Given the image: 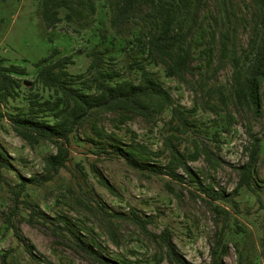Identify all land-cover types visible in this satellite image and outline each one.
I'll list each match as a JSON object with an SVG mask.
<instances>
[{"label":"rangeland","instance_id":"obj_1","mask_svg":"<svg viewBox=\"0 0 264 264\" xmlns=\"http://www.w3.org/2000/svg\"><path fill=\"white\" fill-rule=\"evenodd\" d=\"M114 4L115 0H95L94 12L81 18H67L65 14L68 9L62 7L61 20L55 26L47 27L41 18L40 0H0V63L13 62L27 68L26 74H15L22 79V83L16 88L15 96L9 97L2 108L11 112L17 106L26 107L34 91L42 93L44 97H54L52 89L31 82L37 70L35 61L48 55L53 48L57 50L53 58L71 55L69 72L82 75L74 83L85 91H92L87 88L90 81L86 80L92 76L89 53L93 49H100L103 51V68L119 72L111 81L125 78L137 80L139 66L144 65L161 79L174 102L183 105L189 116L196 120V125L190 126L188 133L180 137L179 148L191 152L193 140H202L219 155L220 162L214 165L209 164L202 154L188 160L204 182L214 180L227 191L231 190L238 176L234 165L247 159L245 147L251 139L250 135L260 137L256 177L264 200V82L259 112L236 102L231 57L236 54L241 65H246L250 35L260 31L261 1H224L230 25L235 29L229 52L223 56L219 31L226 23L222 15L224 7L220 0H205L190 33L192 58L189 69L182 76L167 75L162 58L148 52L146 38L153 29L148 11H153V8L147 4L140 5L126 21L113 24ZM207 46H211L210 53ZM218 87H222L225 104L220 101L216 90ZM117 115V111L103 112L97 116L98 123L121 142L136 140L154 151L162 150L153 158L159 163L167 162L169 155L163 139L168 132L169 105L155 112L152 118L133 113L120 122L116 119ZM47 118L52 119L53 116ZM87 134L94 136L90 122L77 131L69 165L45 185L31 186L29 197L50 215L56 212L67 214L87 237L93 235L100 248L111 256L139 259L143 264H158L157 260L160 264H170L165 257L164 247L151 235V232L157 233L167 226L171 229L177 248L190 262L208 264L216 222L205 196L194 189L191 182L174 179L167 173L148 174L132 167L122 157L96 158L87 148ZM0 145L9 153L15 167L4 172L5 179L10 183L18 180L17 173L29 175L42 172L43 156L56 150L55 144L47 139L30 145L15 132L7 118L0 120ZM90 161H94L114 184L119 195L111 193L96 181L89 169ZM176 170L183 172L180 168ZM75 177L85 180L93 198L103 200L107 210L128 213L129 207L135 206L141 215L151 216L147 230H142L130 219L112 218L109 221L94 208H85L82 201L89 200L78 190ZM238 199L240 212L235 213V217L239 227L233 222L227 233L229 246L224 257L225 264H238V252H242L250 264H264V257L260 253L262 208L258 207L256 196L246 189L240 190ZM10 203V192L6 185L0 183V256L10 248L11 264H98L73 247L67 239L53 234L40 224H29L20 219L19 215L26 214L21 209L15 221L25 240L35 246L34 252L40 259V263H37L13 234L12 228L2 220V214L8 210ZM112 230L117 241L110 237Z\"/></svg>","mask_w":264,"mask_h":264},{"label":"trees","instance_id":"obj_2","mask_svg":"<svg viewBox=\"0 0 264 264\" xmlns=\"http://www.w3.org/2000/svg\"><path fill=\"white\" fill-rule=\"evenodd\" d=\"M226 18V23L219 31L220 49L223 56L229 52V43L234 34V27L229 22V14L224 5L225 0H220ZM262 9L260 17V31L250 35L248 40V55L245 66L241 65L239 56L231 55L233 60L232 84L235 101L246 104L253 111L259 112L262 104L261 87L264 82V0H260ZM205 0H115L112 22L120 24L135 14L137 7L143 4L150 5L153 11H148L152 18L153 29L147 35L146 46L149 53L162 58L167 75L182 76L189 69L192 58V42L190 33L197 23V14ZM68 9L65 16L81 18L94 12L95 0H40V14L47 27H53L61 20L60 9ZM232 30V31H231ZM211 52V46H207ZM56 48L38 60L36 73L31 80L32 84L38 83L43 88L52 89L54 97L41 96L42 93L32 92L26 107L17 106L15 111L7 112L2 107L9 97L16 94L22 79L15 74H26L25 65L17 63H0V120L7 118L17 134L24 138L30 145L47 139L56 146L54 152L43 156V171L23 175L17 173L15 183L8 182L4 177L5 170H14L9 153L0 145V183L7 186L10 192L11 203L8 210L2 214L6 226L12 228L13 234L21 242L31 258L40 263L38 255L34 252L35 246L25 240L19 224L15 218L21 209L26 214L19 218L29 224H40L49 229L53 234L67 239L73 247L83 252L98 264H143L139 259L131 260L128 257H114L105 253L97 244L93 235L87 237L67 214L56 212L54 215L47 213L40 205L29 197L31 186H42L52 181L67 167L72 158L71 147L77 137V131L90 122L94 136L86 135V144L89 152L97 157L119 156L129 165L148 174L167 173L172 178L192 183L194 189L205 196L214 213L216 227L210 246V260L208 264H225L224 257L228 252L227 233L234 222L239 227L235 213L240 212L238 195L241 189L253 193L258 200V207L262 208L264 215V200L258 188L256 177V163L259 158L261 139L251 134L246 145L247 159L237 165V181L231 190H226L214 180L204 182L188 163L189 159H196L201 154L209 164L219 163V155L204 141L193 140L194 148L191 152L179 148V139L187 134L190 126L196 125V120L189 116L188 110L180 103H175L169 90L153 72L144 65H140V74L137 80L125 78L111 81L118 75L115 69L103 68V51L93 49L90 51L89 69L91 77L86 80L85 91L74 82L81 74L73 75L68 70L72 62L70 54H63L53 58ZM220 101L225 104V95L222 87L217 89ZM170 106L168 132L164 135V148L168 150L166 163H159L153 158L161 154L162 150L154 151L145 144L133 140L121 142L115 134L108 132L99 125L97 116L106 111H117L116 119L124 122L133 113L152 118L155 112ZM211 106V105H209ZM50 111V113H48ZM52 115V119L47 117ZM228 120L231 115L227 114ZM216 134V131L215 133ZM134 137V136H133ZM180 168L183 172H178ZM89 169L96 181L106 187L111 193L119 195L114 184L90 161ZM78 190L86 195L89 201H82L87 209H95L104 218H126L135 222L142 230H147V224L152 221L151 216H143L135 206H130L128 213L109 211L101 199H94L92 192L85 182L79 177L74 179ZM263 234L261 236V256L264 257V216L262 219ZM86 229L92 231L90 228ZM151 235L164 247V254L170 264H193L177 248L171 235V229L164 226L159 232ZM112 240L117 241L116 235L110 232ZM2 264H11L10 248L1 253ZM158 264L160 261L157 260ZM238 264H250L242 252H238Z\"/></svg>","mask_w":264,"mask_h":264}]
</instances>
